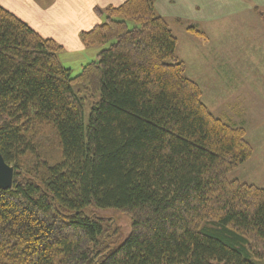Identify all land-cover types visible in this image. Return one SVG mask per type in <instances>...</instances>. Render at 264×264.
Instances as JSON below:
<instances>
[{
	"label": "trees",
	"instance_id": "trees-1",
	"mask_svg": "<svg viewBox=\"0 0 264 264\" xmlns=\"http://www.w3.org/2000/svg\"><path fill=\"white\" fill-rule=\"evenodd\" d=\"M157 1L99 10L104 22L81 37L103 49L77 76L61 45L0 6V153L14 167L0 189V264L264 257V189L228 178L253 153L246 130L203 103ZM91 209L130 214V234L116 242Z\"/></svg>",
	"mask_w": 264,
	"mask_h": 264
},
{
	"label": "rangeland",
	"instance_id": "rangeland-1",
	"mask_svg": "<svg viewBox=\"0 0 264 264\" xmlns=\"http://www.w3.org/2000/svg\"><path fill=\"white\" fill-rule=\"evenodd\" d=\"M192 1L179 0L174 7L177 15L200 19L195 18ZM228 1L216 2L217 20L194 26L203 35L188 31L190 22L183 21V26L171 23V29L178 39L177 56L186 65L187 77L199 84L203 103L216 117L244 128L253 148L251 157L228 175L229 180L264 189V3L254 0L258 5L255 11L248 10L244 0ZM90 108V103L84 104L85 125ZM44 135L54 138L50 130ZM54 143L57 157L59 148ZM47 145L52 147L49 141ZM90 212L110 220L112 228L118 229L116 242L130 234V214L113 209ZM259 264H264V257Z\"/></svg>",
	"mask_w": 264,
	"mask_h": 264
},
{
	"label": "crops",
	"instance_id": "crops-1",
	"mask_svg": "<svg viewBox=\"0 0 264 264\" xmlns=\"http://www.w3.org/2000/svg\"><path fill=\"white\" fill-rule=\"evenodd\" d=\"M127 0H0V6L25 22L43 38L52 39L63 47L59 54L61 63L76 76L83 67L96 61L100 46L87 47L82 41V33L92 30L104 22L105 16L98 11L109 7H119ZM222 0H193L195 18L186 19L177 15L176 4L179 0H158L157 13L171 23L196 26L200 21L211 23L216 19V2ZM231 0L227 4H230ZM264 3V0H260ZM248 10H257L254 0L245 1ZM179 4V3H178ZM178 6V5H177ZM187 20V21H186ZM184 21V22H183ZM183 22V23H182ZM172 30V29H171ZM173 32V31H172ZM174 34V33H173Z\"/></svg>",
	"mask_w": 264,
	"mask_h": 264
},
{
	"label": "water",
	"instance_id": "water-1",
	"mask_svg": "<svg viewBox=\"0 0 264 264\" xmlns=\"http://www.w3.org/2000/svg\"><path fill=\"white\" fill-rule=\"evenodd\" d=\"M14 167L9 165L0 153V189L10 190L13 186Z\"/></svg>",
	"mask_w": 264,
	"mask_h": 264
}]
</instances>
